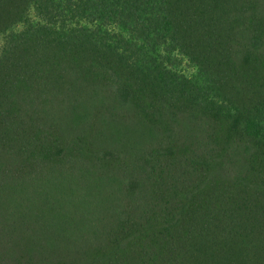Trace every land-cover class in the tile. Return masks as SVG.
Wrapping results in <instances>:
<instances>
[{"label":"trees","instance_id":"trees-1","mask_svg":"<svg viewBox=\"0 0 264 264\" xmlns=\"http://www.w3.org/2000/svg\"><path fill=\"white\" fill-rule=\"evenodd\" d=\"M0 36V264H264V0H0Z\"/></svg>","mask_w":264,"mask_h":264},{"label":"rangeland","instance_id":"rangeland-1","mask_svg":"<svg viewBox=\"0 0 264 264\" xmlns=\"http://www.w3.org/2000/svg\"><path fill=\"white\" fill-rule=\"evenodd\" d=\"M30 14H31L32 18L38 19L37 15H36V12H35V10L33 8H31ZM14 29L16 31L22 30L23 29V24L22 23L18 24ZM4 42H5L4 37L0 36V53H1L2 49H3ZM176 68L180 72H182L183 74H186L188 76L192 75L196 71L195 66H193L192 63L186 57H182L181 60L178 61V64H177Z\"/></svg>","mask_w":264,"mask_h":264}]
</instances>
